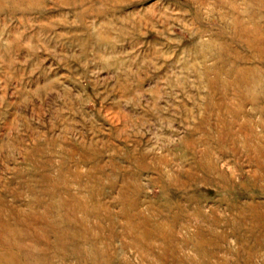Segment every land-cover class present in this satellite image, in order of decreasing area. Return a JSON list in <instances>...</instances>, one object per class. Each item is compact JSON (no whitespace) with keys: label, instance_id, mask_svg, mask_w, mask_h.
<instances>
[{"label":"rangeland","instance_id":"374dc122","mask_svg":"<svg viewBox=\"0 0 264 264\" xmlns=\"http://www.w3.org/2000/svg\"><path fill=\"white\" fill-rule=\"evenodd\" d=\"M0 264H264V0H0Z\"/></svg>","mask_w":264,"mask_h":264}]
</instances>
